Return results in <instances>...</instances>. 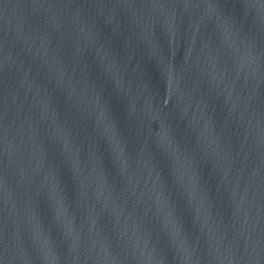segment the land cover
Here are the masks:
<instances>
[{
  "label": "water",
  "instance_id": "1",
  "mask_svg": "<svg viewBox=\"0 0 264 264\" xmlns=\"http://www.w3.org/2000/svg\"><path fill=\"white\" fill-rule=\"evenodd\" d=\"M264 198V0H0V264Z\"/></svg>",
  "mask_w": 264,
  "mask_h": 264
}]
</instances>
